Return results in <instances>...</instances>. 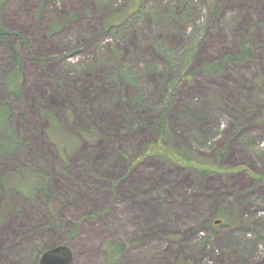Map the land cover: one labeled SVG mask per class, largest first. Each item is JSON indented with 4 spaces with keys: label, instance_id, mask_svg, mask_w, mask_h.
Wrapping results in <instances>:
<instances>
[{
    "label": "rangeland",
    "instance_id": "obj_1",
    "mask_svg": "<svg viewBox=\"0 0 264 264\" xmlns=\"http://www.w3.org/2000/svg\"><path fill=\"white\" fill-rule=\"evenodd\" d=\"M0 22L23 140L0 155V264L62 244L71 264H264V0H5Z\"/></svg>",
    "mask_w": 264,
    "mask_h": 264
},
{
    "label": "trees",
    "instance_id": "obj_2",
    "mask_svg": "<svg viewBox=\"0 0 264 264\" xmlns=\"http://www.w3.org/2000/svg\"><path fill=\"white\" fill-rule=\"evenodd\" d=\"M5 0H0V4H3ZM14 35L20 37L21 35L18 32H11L8 29L4 28L0 22V42H5L9 48L11 59L13 60V67L6 71L4 76V85L14 99H20L22 94V74H21V57L17 48L15 47L14 42L10 39V36ZM220 64L217 63L215 66L205 65L203 69L206 72H212L218 69ZM12 116V111L9 105H4L0 103V131L5 129L6 133H0V155L3 154H13L19 151L23 146V140L16 137L14 134V128L11 121H9ZM166 156H170L179 163L185 166H194L198 167L197 169L202 170L203 172H210L215 170L214 166H207L199 164L193 160V158L180 156V154L172 152L168 148H163L161 150Z\"/></svg>",
    "mask_w": 264,
    "mask_h": 264
},
{
    "label": "water",
    "instance_id": "obj_3",
    "mask_svg": "<svg viewBox=\"0 0 264 264\" xmlns=\"http://www.w3.org/2000/svg\"><path fill=\"white\" fill-rule=\"evenodd\" d=\"M220 220H215L219 223ZM72 252L67 244L57 245L45 251L41 256V264H71Z\"/></svg>",
    "mask_w": 264,
    "mask_h": 264
}]
</instances>
